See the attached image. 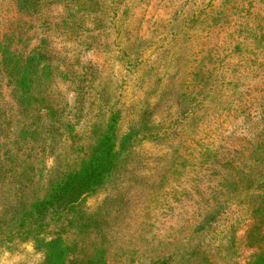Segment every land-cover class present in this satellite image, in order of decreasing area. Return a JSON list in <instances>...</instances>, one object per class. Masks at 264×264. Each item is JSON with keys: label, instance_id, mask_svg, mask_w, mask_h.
Here are the masks:
<instances>
[{"label": "rangeland", "instance_id": "374dc122", "mask_svg": "<svg viewBox=\"0 0 264 264\" xmlns=\"http://www.w3.org/2000/svg\"><path fill=\"white\" fill-rule=\"evenodd\" d=\"M2 41L45 69L29 102L0 79V264H46L38 238L9 236L10 206L78 170L115 114L118 170L77 207L101 225L64 221L62 238L106 264L249 262V234L264 235V0H0Z\"/></svg>", "mask_w": 264, "mask_h": 264}, {"label": "trees", "instance_id": "16d2710c", "mask_svg": "<svg viewBox=\"0 0 264 264\" xmlns=\"http://www.w3.org/2000/svg\"><path fill=\"white\" fill-rule=\"evenodd\" d=\"M42 58L41 52L26 57L12 51L5 41L0 44V79L14 84L18 101L29 102L33 98L37 78L45 69L40 66ZM38 69H41V73ZM118 124L119 118L115 114L90 156L82 160L78 170L63 176L46 197L30 204L20 198L10 206L7 222L9 236L21 240L38 238L45 252L46 264H106L105 249L97 247L94 253L82 252L69 245L62 235L65 233L64 221L70 224V228L87 234L101 225L100 218L91 216L85 209L78 211L77 207L85 195L96 193L106 186L118 170ZM263 207L258 205L255 211ZM54 225L58 229L54 230ZM249 241L258 251L247 264H264V235L254 228L249 234Z\"/></svg>", "mask_w": 264, "mask_h": 264}]
</instances>
